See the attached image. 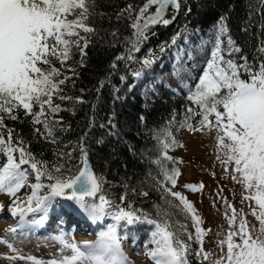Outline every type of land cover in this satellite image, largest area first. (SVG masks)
Listing matches in <instances>:
<instances>
[{"label": "snow or ice", "instance_id": "obj_1", "mask_svg": "<svg viewBox=\"0 0 264 264\" xmlns=\"http://www.w3.org/2000/svg\"><path fill=\"white\" fill-rule=\"evenodd\" d=\"M153 4L157 5L155 12L145 15ZM169 5L177 9L180 7L177 0H146L132 24L135 40L127 49V54L116 59L135 60L132 53L138 51L140 43L147 39L149 25L158 22L164 25L170 23L164 18V11ZM128 7L131 9V5ZM92 11L90 0H0V114L6 113L15 120L17 116L14 109L23 108L25 114L32 115L34 124L43 123L48 135H51L44 105L49 106L50 113L59 110V105H52V96L60 91L59 85L67 79L66 76L64 79H56L60 76V70L54 66L51 58L63 64L71 55L72 45L79 48L80 40L84 39L86 46L88 41L80 36L79 30L82 29L84 33L95 31L86 23ZM69 16L73 18L69 19ZM227 32L228 28L222 17L210 37L213 43L211 59L207 61V66L199 76L195 90H188L187 98L199 109L198 126L185 120L181 122V127L186 126L190 131H202L205 128L215 130L217 151H223L226 157L221 163L225 165L226 171L227 166L232 165L233 180H237L239 176L238 182L247 193L244 199L254 201L257 206L251 208V211L259 222L258 232L249 228L243 218L240 219L238 228L234 227L237 219L236 209L228 205L232 210V215L228 217L229 231L226 239L220 241L221 255L213 264H264V63H261L258 70H254L249 68L246 60L243 65H237L231 59L224 61V57L218 53L221 51V37ZM112 35L115 36L116 33L113 32ZM73 37L75 39H72ZM228 45L230 50L240 51L230 36ZM80 51L83 54V48H80ZM142 63L144 66H150L152 61L144 57ZM45 65L47 67H44ZM112 67H116L115 63ZM239 67L248 72L247 80L240 78ZM133 75L138 77L140 72L137 71ZM123 78L122 76L121 79ZM61 99L68 97L62 96ZM34 104L39 105L38 112H33ZM188 112L194 114L192 108H189ZM213 116L214 121L210 119ZM3 126V115H0V128ZM154 139L157 140L160 155L153 163L160 168L163 180L159 176L154 179L165 192H170L172 197L179 199L180 204L176 206L182 205L181 210L191 214L192 220L199 225L201 218L196 215L192 204L180 192L171 191L165 183L167 181L175 186L176 177L180 174L176 168H165L160 159H173L168 155V149L175 146L177 141L174 137L170 138L169 133L159 132L154 133ZM17 140L20 141L19 145L13 147L11 129L8 130L7 138L0 134V150L7 156V162L0 167V192L15 196L25 185L28 172L22 165L30 164L36 182L30 185L31 195L27 197L26 202H22V206L15 201L9 206L13 216L19 213L21 223L7 231L15 234L17 228H22L27 213H41L39 221L33 219L30 223L43 222L45 214L57 197L74 201L92 222L103 220L105 217L112 221L96 233L94 240H84L80 243L65 239L67 234L62 231L54 239L61 243V252L70 249L71 254L63 255L59 261H49L48 264H131L124 252L122 241L132 236L133 243L135 242V231L130 230L129 225L138 223L151 226L152 246L146 245V254L154 264H188V245L173 230L167 219V212L164 213V220L154 219L143 210L134 209L131 202L124 206V195L120 197L121 204H114L103 194L97 196L101 193L104 181L90 167L83 149L80 157L82 167L77 166L73 170L70 165L53 163L49 170L43 166L47 162L37 161L33 154L25 149L22 137L17 136ZM16 152H19L18 159L14 156ZM217 159H220L219 155ZM42 177L47 178L46 185L41 183ZM185 187L195 190L202 185ZM40 189H45L44 195L37 194ZM225 215L227 216V212ZM204 232V229L196 227L197 242H202ZM0 242L15 251L7 240ZM199 255L200 252H197V256ZM208 256V253H204L203 258L208 259ZM37 264L40 262L37 261Z\"/></svg>", "mask_w": 264, "mask_h": 264}, {"label": "trees", "instance_id": "obj_2", "mask_svg": "<svg viewBox=\"0 0 264 264\" xmlns=\"http://www.w3.org/2000/svg\"><path fill=\"white\" fill-rule=\"evenodd\" d=\"M90 2L93 11L86 23L95 31L84 33L80 29V36L88 41L86 46L84 39L80 40L79 48L71 46L67 61L75 68L74 76L60 85L62 91L51 101L53 106H60L59 110L50 113L49 106L44 105L51 135H48L43 123L34 124L32 115L25 114L23 108L14 109L15 120L3 113L2 128L12 130L13 147L20 143L17 136L22 137L25 149L37 161L47 162L43 166L49 170L53 163L70 165L73 170L77 166L82 167L80 157L83 149L93 171L104 181L97 196L103 194L114 204H121L120 197L124 195V206L131 202L134 209H141L154 219L164 220V213L167 212L173 230L188 245V264H204V236L202 242H197L195 236V229L200 224L196 225L191 214L181 210L182 205L176 206L180 204L178 198L172 197L170 192H165L157 184L154 177L159 176L163 180V176L160 168L153 163L160 155L154 133H169L170 138L174 137L177 141L168 149V155L173 159H160L165 168H176L181 172L182 163L175 152L184 146L182 132L189 130L186 126L181 127V122L187 120L195 126L199 109L186 96L168 90L148 101L144 91L145 81L135 78L131 70L136 60L171 41L182 29L206 34L218 25L222 17L228 28L224 38L228 40L230 36L240 48L235 57L236 64L243 65L246 60L250 69L258 70L264 63V0H177L180 7L175 8V13L168 18L169 24L158 22L149 25L147 39L140 43L138 51L132 53L135 57L133 61L116 58L126 55L135 40L132 24L146 0ZM153 6L155 4L149 8ZM140 23H143V17ZM80 48H83V54ZM51 59L56 67L55 58ZM248 75L243 67H239L241 79L247 80ZM62 96L68 99H61ZM189 108L194 110V114L188 112ZM39 110V105L34 104L33 112ZM14 156L18 159L19 152ZM6 162V154L0 150V167ZM24 166L31 168L30 164ZM179 175L175 186L165 182L171 191H178ZM41 183L46 185L47 178L42 177ZM56 199L61 200L59 211L69 214L63 202L70 203L71 200L63 197ZM71 203L75 204L74 201ZM104 219L107 224L112 223L110 218ZM129 229L135 231L139 242L152 246L151 226L147 223L129 225ZM128 238L132 239V236ZM193 239L195 242L190 243ZM197 252H200L199 256Z\"/></svg>", "mask_w": 264, "mask_h": 264}, {"label": "rangeland", "instance_id": "obj_3", "mask_svg": "<svg viewBox=\"0 0 264 264\" xmlns=\"http://www.w3.org/2000/svg\"><path fill=\"white\" fill-rule=\"evenodd\" d=\"M156 7L157 5L150 7L146 14L154 13ZM174 13L175 8L169 5L164 11V17L168 19ZM214 31L215 28L203 34L201 32L192 33L186 28L182 29L175 37V40L172 39L158 49L148 52L145 57L152 61L150 66H144L142 58L135 61L131 73L133 75L137 71L140 72L138 77L133 76L138 80L145 81L146 88L144 91L148 101L164 94L167 90L186 97H188L189 88L193 91L195 90L199 76L207 66V61L211 59L213 43L210 37ZM224 37L225 35L221 37V51L218 55L223 56L224 61L231 59L236 64L235 57L239 52L230 50L228 40ZM161 48H163V51H161ZM54 62L57 65L56 68L60 70V76L56 77V79H64L65 76L67 79L73 78L75 68L67 60L63 64L57 59H54ZM67 79L64 83H66ZM59 89L58 93L53 94L52 100L58 97L62 91L60 85ZM210 119L214 121V116L210 117ZM199 120L198 112L195 116V126H198ZM0 134L7 138L8 130L0 128ZM215 136L214 129L211 131L207 128L202 131L186 130L182 132L184 146L175 152V155L182 163V169L177 179L178 192L192 204L196 215L201 218L200 228L205 230L203 251L208 253L209 256L208 259H205L204 264H213L218 256L221 255L220 241L226 239L229 231L228 217L232 215V210L228 205H232L236 209L237 219L234 227L238 228L239 221L243 218L247 221L249 228L254 229L256 232L260 228L259 222L251 211V208L257 206L254 201L244 199L247 193L242 184L238 182L239 176H237V180H233L232 165L229 164L227 171L225 170V165L221 161L225 160L226 157L223 151H217ZM218 155L220 159H217ZM21 167L24 168L23 166ZM25 169L28 172V180L16 192L15 196L0 192V204L2 205L0 240H7L15 249L13 251L6 244L0 242V264H37V261L40 264H48L52 260H61L63 255L71 254L70 249H64L61 252V243L54 239L62 231L67 234L65 239L70 242L80 243L84 240H94L96 233L83 234L79 238L75 231L72 229L69 231L68 225H64L57 232H50L47 236L45 234L26 239L19 237L16 233L13 234L7 231V229L12 227L13 223L20 220L19 213L13 216L9 211V206L13 205V201L22 206V202H26L27 197L31 195L30 185L36 182L35 173L29 168ZM185 185H202V187H197L193 190L190 187H185ZM37 194L44 195L45 189H40ZM51 207L46 213V218L49 220L52 219ZM72 208L78 209L76 204H72ZM226 212L227 216L225 215ZM37 215L32 216V213H27L24 218L37 220L40 217ZM194 242V239L190 241V243ZM122 244L131 264H154V261L146 254V244L143 245L137 240L133 243V241L127 239L122 241ZM224 250L226 251V243ZM28 257H33L34 259H28Z\"/></svg>", "mask_w": 264, "mask_h": 264}, {"label": "water", "instance_id": "obj_4", "mask_svg": "<svg viewBox=\"0 0 264 264\" xmlns=\"http://www.w3.org/2000/svg\"><path fill=\"white\" fill-rule=\"evenodd\" d=\"M90 165V164H89ZM91 167V166H90ZM92 168V167H91ZM93 170V169H92ZM0 212H1V208H0Z\"/></svg>", "mask_w": 264, "mask_h": 264}]
</instances>
